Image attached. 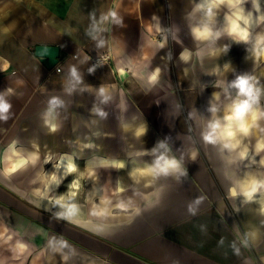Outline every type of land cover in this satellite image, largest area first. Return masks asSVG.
Wrapping results in <instances>:
<instances>
[{"label":"crops","instance_id":"1","mask_svg":"<svg viewBox=\"0 0 264 264\" xmlns=\"http://www.w3.org/2000/svg\"><path fill=\"white\" fill-rule=\"evenodd\" d=\"M162 1L0 0V67L5 61L10 63L7 71H0V91L6 88L13 90L9 96L13 116L7 123L0 122V153L16 139L19 141L17 147L28 150H32L33 143H39L41 166L43 154L48 150L57 154L72 153L81 169L86 164L97 166L101 158L122 160L126 164L125 169L100 168L97 184L90 180L82 182L84 188L76 197V202L81 205V219L95 220L88 213L92 203L98 202L105 194L101 187L109 180L111 183L106 191L114 202L131 197L142 208V214L131 223L124 214L114 210L116 218L109 223L119 227L111 229V234H94L89 230L91 225L85 228L54 219L52 213L57 209H52L48 201L33 195L38 185H33L31 181L39 169H29L15 174L10 181L0 178V216L12 226L14 235L20 240L18 242L26 243L29 249L44 250L47 247L50 250L48 241L52 237L67 240L74 252L64 249L56 255L51 249L49 256L54 261L67 255L69 258L65 264H173L174 261L179 264H264V224L261 223L264 216L260 215L259 206L227 198L229 183L222 175V161L214 149L201 144L196 124L187 122L193 128L192 133H188L185 123L193 106L205 112L212 93L206 88L200 93L198 87L192 91L189 86L198 79L205 84L214 82V76L204 75L209 65L214 66L218 62L222 66L230 61L237 72L253 71L262 82L264 68L254 72L252 61L246 59V47L232 43L229 52L221 55L218 61L215 58L205 59L203 66L194 62V70L179 61L177 78L183 91L176 92L170 85L175 72L168 65L172 60L161 59L167 51L159 50L151 37L156 33L153 27L156 22L151 20L153 15L158 16L161 26L165 27L166 15L159 9ZM171 2L174 3L171 9L180 21L179 38L183 42L175 49L178 59L182 47L193 50L196 47L185 20V13L192 5L191 0ZM110 9L123 18L126 26L121 28L112 23L106 24L107 30L102 34L105 46L97 48L96 42L86 35L90 24L89 13L94 11L99 17ZM219 19H223L222 13ZM218 43L223 45L229 41L221 39ZM40 45L60 48L62 55L57 65L61 71H57L56 66L48 68L36 55L35 48ZM78 49L90 57L87 63L72 59ZM102 54L109 55V62L97 67L94 74H89L88 68L94 65L92 58ZM68 64H77L84 74V82L92 86L89 91H77L72 96L63 93ZM156 66L162 69L161 78L157 85L151 86L147 76ZM120 68L124 69L123 75L119 72ZM185 69H188L187 76ZM227 78L233 79V74L229 73ZM101 84L108 88L112 96L110 103L104 106L109 115L106 120L92 124L98 118L89 110L96 102L95 89ZM53 95L62 96L69 106L61 116L62 129L49 134L42 124L40 113L46 107L47 99ZM177 104L182 108L177 109ZM178 112L180 116L176 117ZM144 122L147 132L142 137V145L134 138V133ZM188 135L194 137L195 147L199 149L194 162L187 159L188 150L192 147ZM165 137H171L174 152L181 148L185 153L188 178L182 184L162 179L159 183L168 185L167 191L159 204L148 207L141 196L134 195L133 189L138 188L143 194L153 189L134 186L127 173L133 167H142L144 161L150 162L151 157L129 156V153H135L142 147L150 150ZM45 145L47 148H44ZM179 154L176 153L177 156ZM44 170L51 172L52 163L45 164ZM236 171L241 177L248 173L264 178V167L259 165L247 169L241 167ZM118 178L127 190L113 195ZM72 179L71 175L66 177L55 189L56 193H65ZM93 188L96 191L89 193ZM199 195L207 199L198 214L191 216L187 212V202ZM253 230L259 231L258 240L244 247L240 241L245 233ZM233 243L240 249L239 255L235 254Z\"/></svg>","mask_w":264,"mask_h":264},{"label":"clouds","instance_id":"2","mask_svg":"<svg viewBox=\"0 0 264 264\" xmlns=\"http://www.w3.org/2000/svg\"><path fill=\"white\" fill-rule=\"evenodd\" d=\"M192 7L185 13V20L190 31L195 50L188 47H182L178 60L195 68L194 62H199L203 66L205 59L215 58L217 61L221 55H226L232 43L244 45L246 47V59L252 61L253 69L257 64L264 63V31L258 29L264 28V0H191ZM250 5V7H248ZM223 14V19H219ZM90 24L86 30V35L96 42L97 48H103L106 41L102 34L107 30L105 25L112 23L119 27H125L123 18L118 16L115 10H109L99 17L92 11L89 13ZM151 20L156 23L153 25L159 39L153 43L159 50L168 46L169 38L177 44L182 45L179 38V29L175 27H162L158 16L153 15ZM70 35V33H65ZM225 39L229 43L219 45V41ZM83 56V59L80 57ZM172 52L168 51L165 57L171 61ZM79 63H87L90 57L78 49L77 54L72 57ZM106 61V57L103 58ZM103 64L98 63L88 68L89 74H94L96 68ZM10 63L5 61L0 67V71H7ZM61 69H57L60 71ZM121 75L124 69L120 68ZM185 76L188 75V69L184 70ZM162 69L156 66L147 76V82L151 86L159 83ZM229 73L233 74V79L228 80ZM204 75L214 76L215 80L212 87L218 89L214 91L207 102L205 112H200L194 106L188 111L185 123L188 133H192L193 128L188 121H193L199 129V140L201 144L214 149L216 155L222 161V175L224 180L228 181L229 187L226 196L229 200L239 199L242 204L255 203L259 206L260 215L264 216V178L246 173L243 177L237 174V169L241 167L247 169L253 165L264 167V82L261 78L253 74V71L237 72L233 64L228 61L222 66L217 62L210 70L204 72ZM21 83H23L21 81ZM209 85L202 83L200 79L190 83L189 89L202 93ZM43 87V86H42ZM92 86L84 82V74L80 71L77 64L67 65V74L64 82L63 93L66 96H72L77 91H89ZM13 94L11 88L0 91V122L7 123L13 116V105L9 96ZM96 102L93 104L90 113L97 117L92 124H97L100 120H106L109 113L104 106L109 104L112 96L109 90L103 84L95 89ZM67 101L60 95L50 96L46 101V107L40 113V119L44 127L48 129L49 134H55L62 129L61 116L67 111ZM181 109L180 104L176 105ZM180 113H177L178 117ZM127 127V125H125ZM147 132V125L144 122L138 126L134 133V138L142 143V137ZM98 135V133H94ZM178 138V137H177ZM192 145L187 153V159L196 161L199 155V149L195 147V139L192 135L187 136ZM19 141L14 139L0 153V178L11 180L12 177L20 172L29 169H39L36 171L31 183L38 185L33 190V195L42 201H48L52 209L57 210L52 213L56 220H65L78 226L89 228L94 234H111V229L119 227L109 223L115 219L114 210L124 214L128 222L131 223L136 217L142 214V208L133 198L127 200L118 199L115 202L107 195V185L109 180L101 188L105 191L98 202L92 203L88 216L95 220L81 219V205L76 202L78 192L84 188L83 181H92L97 184L99 181L98 169H125L126 164L122 160L101 158L97 166H88L83 169L76 163L71 154H57L48 150L43 154V165L41 166V147L39 143H33L32 150L17 147ZM143 145V143H142ZM44 148H47L45 145ZM179 152V156L176 153ZM151 157L150 162L144 161L142 167H133L127 173L128 178L133 181L134 186H142L145 189L151 188L153 191L143 194L138 188H134V195L141 196L146 202V206L153 207L160 203L162 195L167 191L168 185L159 183L163 180H174L177 184H182L188 178V170L185 163V153L180 149L175 152L171 146V137H165L156 142L150 150L142 149L135 153H129V156ZM259 157V159H257ZM52 163L53 170L45 172L44 165ZM73 179L68 185V190L63 194H57L58 188L64 179L68 176ZM127 189L121 186L119 178L116 181V187L113 195L125 192ZM96 189L89 193L95 192ZM155 197V199H153ZM207 199L204 195H199L187 202V212L191 216L198 214L200 206ZM52 209H46L51 211ZM238 212L239 209L237 208ZM117 213V214H118ZM264 224V220L261 221ZM203 229V226H201ZM7 232L8 229L4 228ZM259 238V231L253 230L244 234L240 241L244 247H248L250 242H255ZM8 239H12L11 236ZM16 247L19 251H24L27 245L17 242ZM48 247L54 252H61L64 249H71L68 241L52 237L48 241ZM236 255L240 254V249L235 243L232 245ZM73 252L74 249H71ZM65 255L63 259L68 260ZM173 264H179L174 261Z\"/></svg>","mask_w":264,"mask_h":264},{"label":"rangeland","instance_id":"3","mask_svg":"<svg viewBox=\"0 0 264 264\" xmlns=\"http://www.w3.org/2000/svg\"><path fill=\"white\" fill-rule=\"evenodd\" d=\"M159 4V9L164 13L165 16V27H175L179 29L180 21L175 17L174 11L171 9L173 7L174 3L171 2V0H163ZM190 5L191 2H190ZM179 6L182 7V3H179ZM250 6V5H249ZM258 31H264V28L258 29ZM153 41L158 40L159 36L157 33H154L151 35ZM177 48V43L169 38L168 46L165 48V51H171L173 58L171 62H168L170 68H172V71H175L173 73V78L170 80V85H173V88L176 92L183 91V88L181 86L180 80L177 78L179 76V60L177 59V53L175 52V49ZM167 52L163 55H167ZM213 67V65H209L207 70H210ZM260 68H264V63L257 64L254 68V72H259ZM208 77V75L206 76ZM171 79V78H170ZM209 80V79H208ZM213 82L209 83L206 90L209 93H213L214 90H216L214 87H212ZM79 196V195H77ZM4 228H7L8 231L5 232ZM15 232V231H14ZM14 232L12 230V226L5 220V217L0 216V264H65L66 261L63 259H54L49 257L51 256L50 251L47 247L43 250V248H40V250L36 249H29L28 245L26 250L19 251L16 247L17 242L20 241L17 236L14 235ZM13 235V236H12ZM11 236L12 239H8V237ZM21 237V235H19ZM42 251H44V255H42ZM41 252V253H40ZM55 253V252H53ZM61 253L56 252V255H60Z\"/></svg>","mask_w":264,"mask_h":264},{"label":"water","instance_id":"4","mask_svg":"<svg viewBox=\"0 0 264 264\" xmlns=\"http://www.w3.org/2000/svg\"><path fill=\"white\" fill-rule=\"evenodd\" d=\"M37 56L41 57L42 62L50 69L55 67L61 60V50L58 46L40 45L35 48Z\"/></svg>","mask_w":264,"mask_h":264},{"label":"built area","instance_id":"5","mask_svg":"<svg viewBox=\"0 0 264 264\" xmlns=\"http://www.w3.org/2000/svg\"><path fill=\"white\" fill-rule=\"evenodd\" d=\"M107 58L106 59V61H105V59H103V58ZM92 62H93V64L94 65H96L97 63H98V60L100 61V63L101 64H103V63H106V62H109V60H110V58H109V55L108 54H102L101 56H98V57H94V58H92ZM56 68L57 69H61V67L60 66H58V65H56ZM61 71V70H60Z\"/></svg>","mask_w":264,"mask_h":264}]
</instances>
